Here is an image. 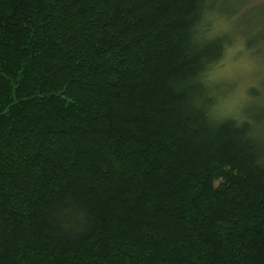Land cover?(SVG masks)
Listing matches in <instances>:
<instances>
[{
    "label": "trees",
    "instance_id": "obj_1",
    "mask_svg": "<svg viewBox=\"0 0 264 264\" xmlns=\"http://www.w3.org/2000/svg\"><path fill=\"white\" fill-rule=\"evenodd\" d=\"M208 1L0 0V264H264V137L214 113Z\"/></svg>",
    "mask_w": 264,
    "mask_h": 264
},
{
    "label": "rangeland",
    "instance_id": "obj_2",
    "mask_svg": "<svg viewBox=\"0 0 264 264\" xmlns=\"http://www.w3.org/2000/svg\"><path fill=\"white\" fill-rule=\"evenodd\" d=\"M206 19L209 34L230 39L204 75L216 100L214 113L246 118L264 137V0H209Z\"/></svg>",
    "mask_w": 264,
    "mask_h": 264
}]
</instances>
